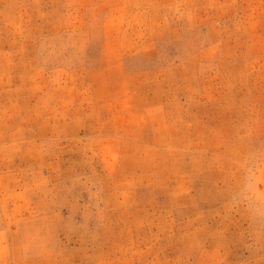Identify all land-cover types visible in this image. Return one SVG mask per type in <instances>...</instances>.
<instances>
[{
    "label": "rangeland",
    "instance_id": "obj_1",
    "mask_svg": "<svg viewBox=\"0 0 264 264\" xmlns=\"http://www.w3.org/2000/svg\"><path fill=\"white\" fill-rule=\"evenodd\" d=\"M0 264H264V0H0Z\"/></svg>",
    "mask_w": 264,
    "mask_h": 264
}]
</instances>
